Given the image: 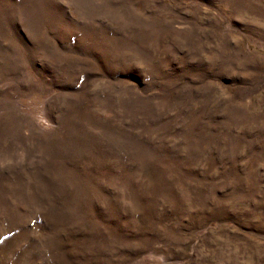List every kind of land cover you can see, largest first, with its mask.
Returning <instances> with one entry per match:
<instances>
[{"label":"rangeland","instance_id":"rangeland-1","mask_svg":"<svg viewBox=\"0 0 264 264\" xmlns=\"http://www.w3.org/2000/svg\"><path fill=\"white\" fill-rule=\"evenodd\" d=\"M0 264H264V0H0Z\"/></svg>","mask_w":264,"mask_h":264}]
</instances>
